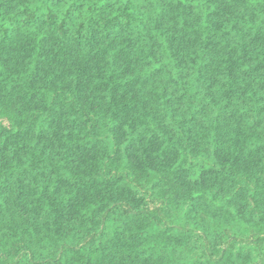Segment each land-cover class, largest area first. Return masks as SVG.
<instances>
[{"label":"trees","instance_id":"16d2710c","mask_svg":"<svg viewBox=\"0 0 264 264\" xmlns=\"http://www.w3.org/2000/svg\"><path fill=\"white\" fill-rule=\"evenodd\" d=\"M0 264H264V0H0Z\"/></svg>","mask_w":264,"mask_h":264}]
</instances>
